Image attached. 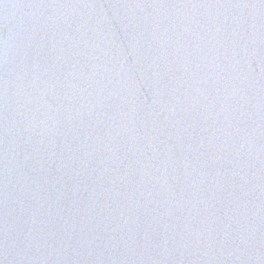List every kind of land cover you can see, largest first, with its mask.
I'll return each mask as SVG.
<instances>
[{
  "label": "water",
  "instance_id": "1",
  "mask_svg": "<svg viewBox=\"0 0 264 264\" xmlns=\"http://www.w3.org/2000/svg\"><path fill=\"white\" fill-rule=\"evenodd\" d=\"M0 264H264V0H0Z\"/></svg>",
  "mask_w": 264,
  "mask_h": 264
}]
</instances>
